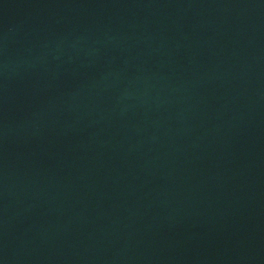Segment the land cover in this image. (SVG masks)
Listing matches in <instances>:
<instances>
[{"label":"water","instance_id":"obj_1","mask_svg":"<svg viewBox=\"0 0 264 264\" xmlns=\"http://www.w3.org/2000/svg\"><path fill=\"white\" fill-rule=\"evenodd\" d=\"M0 264H264V0H0Z\"/></svg>","mask_w":264,"mask_h":264}]
</instances>
